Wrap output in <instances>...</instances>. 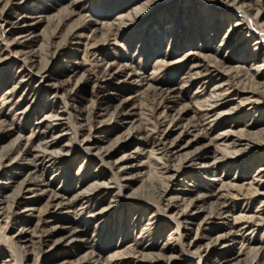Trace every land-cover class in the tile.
<instances>
[{
  "label": "rangeland",
  "instance_id": "1",
  "mask_svg": "<svg viewBox=\"0 0 264 264\" xmlns=\"http://www.w3.org/2000/svg\"><path fill=\"white\" fill-rule=\"evenodd\" d=\"M263 193L264 0H0V264H264Z\"/></svg>",
  "mask_w": 264,
  "mask_h": 264
},
{
  "label": "bare ground",
  "instance_id": "2",
  "mask_svg": "<svg viewBox=\"0 0 264 264\" xmlns=\"http://www.w3.org/2000/svg\"><path fill=\"white\" fill-rule=\"evenodd\" d=\"M234 1H235V0H234ZM238 1H239V0H238ZM241 1H242V0H240V2H241ZM239 79H240V78H239ZM57 115H58V114H57ZM57 115H56V116H57ZM249 139H250V138H249ZM249 141H250V140H249ZM249 141L247 140L248 143H247L246 146H247V147H252L251 141H250V142H249ZM53 146H54V145H53ZM159 147H160V146H159ZM234 151H235V150H234ZM236 152H237V151H236ZM236 152H235V154H237ZM233 153H234V152H233ZM240 153H241V152H240ZM48 156H49V155H48ZM56 156H57V155H56ZM59 158H60V157H59ZM51 159H52V158H51ZM104 185H105V184H104ZM29 187H30V186H29ZM31 187H32V186H31ZM233 188H234V189H237V188H235V187H233ZM233 188H232V189H233ZM25 189H26V188H25ZM238 191H239V190H238ZM263 194H264V193H263ZM219 198H220V197H219ZM219 198H218V199H219ZM13 199H14V198H13ZM216 199H217V197H216ZM220 199H221V198H220ZM222 200H223V199H222ZM17 204H18V202H17ZM218 205H219V204H218ZM11 207H12V206H11ZM8 208H9V207H8ZM7 211H8V209H7ZM183 217H184V216H183ZM74 237H75V236H74ZM70 239H71V238H70ZM33 240H34V239H33ZM219 241H221V240L218 239V240L215 242V244H218ZM40 242H41V241H40ZM222 242H223V241H222ZM222 242H221V244H222ZM40 244H41V243H40ZM223 244H224V243H223ZM213 246H214V245H213ZM218 247H219V246H218Z\"/></svg>",
  "mask_w": 264,
  "mask_h": 264
}]
</instances>
